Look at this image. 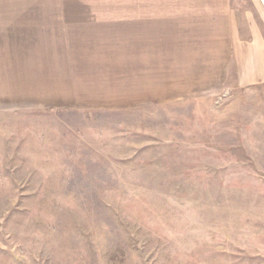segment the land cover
Returning <instances> with one entry per match:
<instances>
[{
    "label": "rangeland",
    "instance_id": "1",
    "mask_svg": "<svg viewBox=\"0 0 264 264\" xmlns=\"http://www.w3.org/2000/svg\"><path fill=\"white\" fill-rule=\"evenodd\" d=\"M78 1L156 8L158 47L67 49L58 103L0 112V264H264V0L231 1L222 57L213 18H166L183 0Z\"/></svg>",
    "mask_w": 264,
    "mask_h": 264
},
{
    "label": "crops",
    "instance_id": "2",
    "mask_svg": "<svg viewBox=\"0 0 264 264\" xmlns=\"http://www.w3.org/2000/svg\"><path fill=\"white\" fill-rule=\"evenodd\" d=\"M188 1L189 4L183 0L182 3L170 6L172 9L166 8V18L184 19V22L189 17L193 21L203 16L213 18L211 21L214 20L217 25L212 24L213 27L209 25L210 29L207 31L218 32V37L213 41L212 38L207 40L218 44V56L222 57L224 54L222 50L228 47L231 41L232 36L229 34H233L231 20L227 19L234 17L235 8L232 0ZM153 2L152 0L151 3ZM61 6L49 10L0 9V112L13 111L16 100L18 103L24 102L20 105H30L32 102H38L39 105L58 103L51 100V97L55 96L54 88L53 84L48 85L49 78L46 76L52 77L50 79H53L51 82L54 83L60 82L63 78L47 75L46 71L57 62L75 63V58L68 56L67 49L88 47L93 42L117 39L125 43L132 36L136 44L144 41L148 43L138 44L137 46L141 48L158 47L160 31L156 8H134L119 12L113 17L109 10L95 8L78 0L68 2L63 0ZM149 6L151 7V4ZM104 17L111 19L104 20ZM109 27L110 30L117 29L118 38L108 36L105 29ZM164 35L168 41L173 40V36L169 37L171 35L169 31L165 30ZM194 44H187L186 47L194 48ZM114 46L116 45H110L115 48ZM123 46L126 47L123 44L119 45L120 48ZM197 47L203 48V45L198 43ZM50 49H55L57 55H50L53 52Z\"/></svg>",
    "mask_w": 264,
    "mask_h": 264
}]
</instances>
